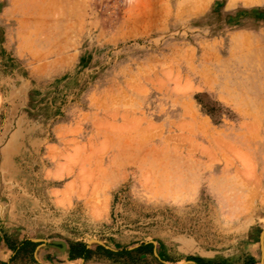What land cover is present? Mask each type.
I'll return each mask as SVG.
<instances>
[{
  "label": "rangeland",
  "instance_id": "obj_1",
  "mask_svg": "<svg viewBox=\"0 0 264 264\" xmlns=\"http://www.w3.org/2000/svg\"><path fill=\"white\" fill-rule=\"evenodd\" d=\"M14 5L0 264H264V6Z\"/></svg>",
  "mask_w": 264,
  "mask_h": 264
},
{
  "label": "crops",
  "instance_id": "obj_2",
  "mask_svg": "<svg viewBox=\"0 0 264 264\" xmlns=\"http://www.w3.org/2000/svg\"><path fill=\"white\" fill-rule=\"evenodd\" d=\"M242 1H244V2H246V3H257V4H261V5H263L264 6V0H242ZM17 2V0H0V35L1 36H4L5 34H6V29H5V27H4V25H6L5 23H6V19H8V18H11L12 17V10H13V8H14V4ZM260 29H262L263 31H264V27H261ZM0 36V37H1ZM2 38L3 37H1L0 38V41L1 42H3V40H2ZM241 42H244V39L242 38V40H241ZM177 172V171H176ZM175 172V173H176ZM171 173V172H170ZM169 176L168 177H166V178H172L173 180H175L176 178H181L182 179V181L184 182V184H185V186L182 188V190H181V188L180 187H178V190H179V188H180V191L178 192V194L179 193H181V191L183 192V193H187L189 190H190V188H189V184H187L188 182H187V180H186V177H184L183 175L181 176V175H178L177 173H176V175H172V174H168ZM176 177V178H175ZM185 178V179H184ZM173 180H170V181H173ZM185 180V181H184ZM182 187V186H181ZM177 188V187H176ZM163 192H165V193H168V194H172V192H174V193H176V190L174 191V188H173V191L172 190H170V191H163ZM162 192V193H163ZM154 193H156V192H154ZM158 193V192H157ZM156 193V194H157ZM173 193V194H174ZM155 194V195H156ZM157 195H159V196H162L161 194H157ZM163 199H164V197H162ZM164 200H166V199H164Z\"/></svg>",
  "mask_w": 264,
  "mask_h": 264
},
{
  "label": "trees",
  "instance_id": "obj_3",
  "mask_svg": "<svg viewBox=\"0 0 264 264\" xmlns=\"http://www.w3.org/2000/svg\"><path fill=\"white\" fill-rule=\"evenodd\" d=\"M33 242L31 240H25L23 243H22V246H27L28 244H32ZM146 245H149V244H142V246H146ZM100 248L104 249L105 247L104 246H100ZM107 251H112L111 249H107ZM73 255L77 256V257H81V258H87L88 255L92 252L91 249H89L86 245L84 246H80V247H73Z\"/></svg>",
  "mask_w": 264,
  "mask_h": 264
},
{
  "label": "bare ground",
  "instance_id": "obj_4",
  "mask_svg": "<svg viewBox=\"0 0 264 264\" xmlns=\"http://www.w3.org/2000/svg\"><path fill=\"white\" fill-rule=\"evenodd\" d=\"M170 185H171V187H173V186L175 187V188L173 187V188H174V191L176 190V193L172 192V194H173V193H174V194H178V192L180 191V188H181V190H182V188H183V187H180L179 190H178V186H177V188H176L175 183H174V184H170ZM170 185L168 184L167 186H170ZM177 185H178V184H177ZM180 185H182V184H180ZM180 185H179V186H180ZM168 188H169V187H168ZM162 190H164V189L162 188ZM167 190H168V189H167ZM167 190H166V191H167ZM172 191H173V190H172ZM177 191H178V192H177ZM181 192H182V191H181ZM164 193H165V192H163V195H164ZM165 194H166V193H165ZM167 194H168V193H167ZM174 194H173V195H174ZM165 197L168 198L169 195H168V197H167V196H165ZM169 198H171V197H169Z\"/></svg>",
  "mask_w": 264,
  "mask_h": 264
}]
</instances>
